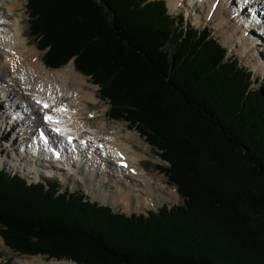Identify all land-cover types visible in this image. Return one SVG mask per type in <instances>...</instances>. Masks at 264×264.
Instances as JSON below:
<instances>
[{"label":"trees","instance_id":"obj_1","mask_svg":"<svg viewBox=\"0 0 264 264\" xmlns=\"http://www.w3.org/2000/svg\"><path fill=\"white\" fill-rule=\"evenodd\" d=\"M43 61L99 86L108 115L156 147L182 201L113 212L0 167V235L79 264H264V86L165 0H26ZM0 264H8L0 261Z\"/></svg>","mask_w":264,"mask_h":264},{"label":"bare ground","instance_id":"obj_2","mask_svg":"<svg viewBox=\"0 0 264 264\" xmlns=\"http://www.w3.org/2000/svg\"><path fill=\"white\" fill-rule=\"evenodd\" d=\"M18 1L0 0V128L12 129L2 157L33 179L44 174L68 180L72 174L75 184L84 183L87 192L101 203H134L130 211L156 208L168 200L171 191L166 176L141 164L153 157L144 138L123 121L107 120L104 108L89 109L88 102L99 101L97 90L75 70L73 61L62 68L44 64L39 50L23 34ZM198 1L199 12H187L191 21L212 23L215 33L242 60L260 65L259 47H254L259 42L246 34H264V0ZM184 2L187 7L195 5L194 0H168L167 4L176 13ZM229 12L233 20L222 23ZM2 105L8 109H1ZM90 118L94 126L87 123ZM14 263L79 264L68 259L44 260L40 255L15 257Z\"/></svg>","mask_w":264,"mask_h":264},{"label":"rangeland","instance_id":"obj_3","mask_svg":"<svg viewBox=\"0 0 264 264\" xmlns=\"http://www.w3.org/2000/svg\"><path fill=\"white\" fill-rule=\"evenodd\" d=\"M18 6L16 7L17 11H20L21 12V16H20V19H21V24H22V28H23V34L28 38V43L30 45H34L36 47L37 50H39L37 48V43H38V40H36L33 36H30L28 34L29 32V21H28V12H27V8H26V0H19L18 1ZM166 3H168V0H166ZM185 5H182L179 7V9L176 11V13L174 11H172L168 4H167V7H168V12L176 17V15L178 13H182L183 14V19H182V23L184 25L185 28H190V27H193V28H199V29H204V27H209L210 30H211V36L214 37V38H217L219 40V42L224 45L227 49H228V55H231V56H235L239 59L240 63L245 65L248 69L252 70L253 71V77L255 79L254 83L252 86L254 87H262L264 86V34L263 35H249V34H246L247 37H250L254 40V42H259L258 45H255L254 47L257 48V53L256 55L257 56V59L260 61V65H254V66H251V64L249 62H245L244 60H242V58L240 57L239 53L235 52L234 50H232V48H229L227 46V44L222 40V37L220 35H218V33L216 31V28L215 26L212 24V23H209V22H202V23H194L193 21H191L190 17L188 16L189 14L187 13L188 11L191 13L195 12L196 9L198 10L197 12H199L200 10V3L197 2L194 6L193 5H189V7L186 6V2H184ZM245 6V5H244ZM4 12L5 14L8 13V11L6 10V8L4 7ZM191 16V15H190ZM202 20L205 19V15L202 16L201 18ZM232 21L233 18L230 17V12L228 14L225 15V17L222 19V23H225L227 21ZM193 22V23H192ZM235 34L236 36L240 35V27H239V24H238V21L237 23L235 24ZM40 54V58L42 57V54H43V51L42 50H39ZM42 59V58H41ZM72 61V59H71ZM67 64V63H66ZM66 64H64L63 66L59 67V68H62L64 67ZM78 73H80L77 69H75ZM81 75H83L82 73H80ZM87 81L92 84V85H95L96 87V94L99 98V101L97 102H88V107L89 109H92V110H99L101 108H104L105 110V115L104 117L109 120V119H114V120H117V121H123L127 124V127L128 129L136 132L142 137L144 138L145 140V136L142 135L138 129H136L133 125L130 124L129 121H126L125 119H122V118H114V117H111L108 115V109H109V103L107 100L105 99H101L100 98V95H99V86L95 83L92 82V79L91 77L88 75V76H85L83 75ZM3 104V103H2ZM104 104L106 106H104ZM104 106V107H103ZM1 109L3 110H7L8 107L6 105H2ZM87 123L91 126H94L95 124V121L93 120V118H90V119H87ZM9 128L6 126L5 127H2V129L0 128V132H2V137H0V166L5 168L6 170H9V172H15V173H18L20 174L21 176H24L27 181L29 182H37L39 180H49V181H57L59 183V189L60 191H64V190H67L69 192H83L84 193V196L86 198H89L90 200H94L95 202L99 203V204H104V205H108L113 212H123L127 215H130V214H133V213H144V214H147V212L149 210H156L157 208H159L160 206H162L163 204L165 205H168V206H172L174 204H178L181 202V198L178 194V192H173V188H176L172 183H170L168 181V178H166L167 180V190L168 191H171L170 192V196L168 198V200H166L165 202H163L161 205L157 206L156 208H142V207H137V208H134L132 211H130V209L132 207H135V204L132 203L131 206H125L123 203L120 202V204H110L108 202H105V203H101L98 199L94 198L92 194L88 193L87 190L85 189V184L82 183V182H77V184H75V180L73 179V175L71 174L69 176V179L66 180V179H61V178H58L57 175L55 176H44L41 175L40 177L36 178V179H33V178H30L28 177L26 174H23L22 171H20L21 169L17 170L16 168H14L13 166L11 167V165H9V163L6 162V158H3L2 155L7 152V139L9 138V135H10V132L12 131H9V133L6 131L8 130ZM5 137V138H4ZM7 137V138H6ZM146 142V141H145ZM147 143V142H146ZM148 144V143H147ZM148 147L153 155V157L151 158H148V159H144L141 161V164L148 170H151L153 172H158V173H161L163 174L162 171L159 170L158 168V165H166L165 162H163L160 157H159V150L154 147V146H151L150 144H148ZM1 150H2V153H1ZM1 158L4 160L2 161ZM10 159H14V157H10ZM6 163V164H5ZM164 175V174H163ZM165 176V175H164ZM67 181L68 183L65 184L64 181ZM72 187V188H71ZM42 256L44 260H50V259H53V257H48L47 255L45 254H26V253H19L17 251H14L13 249H11L10 247H8L5 242H4V239L3 237L0 235V261H2L3 263L4 262H7L8 264H15L14 263V259L15 257H23V256H29V257H32V256ZM58 259V258H56ZM60 259H68V260H71L70 258H67V257H63V258H60Z\"/></svg>","mask_w":264,"mask_h":264},{"label":"snow or ice","instance_id":"obj_4","mask_svg":"<svg viewBox=\"0 0 264 264\" xmlns=\"http://www.w3.org/2000/svg\"><path fill=\"white\" fill-rule=\"evenodd\" d=\"M45 107H47V105H45ZM47 119H51V117H47Z\"/></svg>","mask_w":264,"mask_h":264}]
</instances>
